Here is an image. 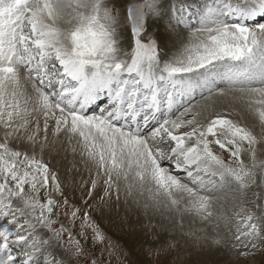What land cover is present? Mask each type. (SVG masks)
<instances>
[{
  "label": "snow or ice",
  "instance_id": "6c2138e0",
  "mask_svg": "<svg viewBox=\"0 0 264 264\" xmlns=\"http://www.w3.org/2000/svg\"><path fill=\"white\" fill-rule=\"evenodd\" d=\"M165 3L0 0V264H123L93 215L121 199L199 220L203 236L182 235L237 261L264 252V0H212L168 63L146 21L167 17L182 39L191 15ZM197 93L207 103H191ZM78 163L81 204L68 195Z\"/></svg>",
  "mask_w": 264,
  "mask_h": 264
},
{
  "label": "rangeland",
  "instance_id": "374dc122",
  "mask_svg": "<svg viewBox=\"0 0 264 264\" xmlns=\"http://www.w3.org/2000/svg\"><path fill=\"white\" fill-rule=\"evenodd\" d=\"M167 1L168 0H166L165 6L168 4ZM208 1L210 2L209 5H211L212 0H208ZM129 2L130 3H140L142 2V0H129ZM176 3L177 2H173L172 4H176ZM204 4H205V7L208 6V4H206L205 2ZM204 9L205 8H200L199 10L192 9V11L196 14L197 19H199V16L197 15V13H200ZM123 16L125 18L124 13H123ZM164 21H165V18L159 21H153L154 27L153 28L147 27V31L157 34L160 37L161 55L165 57L164 62L168 63V62L173 61L176 57H178L181 54L184 46L187 43L183 44L182 39H176L174 33L172 35V38H168L166 29L165 30L162 29V27H167V22H164ZM159 24H161V26ZM167 29L171 30V27L170 28L167 27ZM120 31H123L125 35L130 36L128 32V23L126 22L125 19L122 20V29ZM183 33L185 32L183 31ZM174 42L176 43L174 46H177V44H182V45H180V47H176L178 49H175L174 47H172V44ZM219 107H220V110L224 109V107L222 106H218L217 108ZM224 110L228 111L226 108ZM230 112H232L231 117L237 116L239 119L238 121H241L242 124L251 126V124L253 123V118L250 116H249L250 118H246L245 120V118L241 117L240 114H236L233 111H230ZM207 114L208 113L206 112L205 116ZM255 132L259 133L258 125H257V128L255 129ZM86 168L87 167L83 169V172L88 170ZM93 175H94V172H93ZM80 176L81 177L79 179L75 180V188L72 187L71 180H69V184H68L69 199L74 200V202L77 204L82 203L81 201V194L83 191L82 185L85 181L89 180V173L88 172L83 173V174L81 173ZM102 195H103V184L101 182L98 185L97 190H96V196H95L96 203L100 202L99 197ZM114 199L115 198L113 197V200ZM155 213L156 214H154L153 216H155L158 219V221L156 220L154 221L153 219L152 221L150 216L144 217L143 220L145 221V224L143 226L144 227L143 231L145 233H143L144 235L142 234L143 240H141V242L138 243L137 245L130 246V247L128 245L131 242L128 244L125 243V241L127 240V233H128V231L125 229H130L131 225H124L122 227L123 228L122 230H124V233H123L121 228L118 229L112 222H110L105 217L101 219L99 216V213H94L93 215L99 221V223L101 224V227L105 230V232L111 237V239L120 246L121 248L120 258L123 261V264H188L185 262L186 258H188L186 257V254H185L186 252L184 248L181 247L182 245H181V242H179L180 240L179 241L177 240L180 239L181 236H185L184 238L185 240L192 239L193 237H189V236L181 235V234L185 233V230L187 231L196 230L199 233H201L202 231H200V227L202 229V226L200 225V223L195 224V226L183 225V221H181L183 220V218L175 214L163 212V215H161L157 212ZM170 215L172 216V219L167 218ZM135 220H137L138 222H141L139 217H136ZM191 220L194 221L192 217H191ZM114 223H118L117 219L114 220ZM181 223L183 225L182 229H181ZM176 233L179 234V237L176 236L177 235ZM174 238L175 240H173ZM170 241L176 242L177 246L174 248L169 247ZM194 246L198 247L199 243H194ZM262 258H264V252L256 253L255 256H253L252 258L250 257L247 261L241 259L237 262V259H232V258L230 260H231V263L233 262V264H249L248 262L252 260H253L252 262H256Z\"/></svg>",
  "mask_w": 264,
  "mask_h": 264
},
{
  "label": "bare ground",
  "instance_id": "6f19581e",
  "mask_svg": "<svg viewBox=\"0 0 264 264\" xmlns=\"http://www.w3.org/2000/svg\"><path fill=\"white\" fill-rule=\"evenodd\" d=\"M194 14L195 13L191 9V17L196 18V14L195 15ZM214 100H215V107H216L217 110H220V107L217 108L218 106H222V107H224V109L226 108L228 111H233L236 114H240L241 117L245 118V120H246V118H250L251 117L247 112H245L240 107V105L237 104V105H235L233 107V105L231 104V101L228 98H226V97H215ZM205 114H206V112H205ZM147 129L148 128H145V127L142 126V130L143 131H145ZM53 155H55V154H53ZM61 156H63V153H61ZM69 158H71V157H69ZM45 159L49 160L56 167H60V165H61V160L58 159V158L57 159H53L52 157L46 156ZM76 159H77V161H79L80 157L77 156ZM77 167L79 168L80 171L75 174V177H74L75 180L79 179L81 177L80 176L81 173L82 174L85 173V172H83V169L86 166L83 163H78ZM82 177H84V176H82ZM71 179L72 178L70 177L69 180H71ZM147 196H148V193L145 192L144 193V197H141V199L143 200ZM129 204H131V201H129ZM154 214H156V213L154 211H151V210L148 211L147 214H145V211H144V209L142 207L138 208L134 204L131 207H128V206H126L124 204L123 199H121V202H120L119 206L114 205L113 206V210H112V212L110 214L107 212V210L105 211V216L104 217L106 219H108L110 222H112L118 229L121 228V230L123 229L122 227L124 225H131L130 229H125V230L128 231L127 240L125 239L126 240L125 243L128 244V243L131 242L130 243L131 245L130 244L128 245L130 247V246L137 245L138 243L141 242V240H143L142 234L145 233L143 231V229H144L143 226L145 224V221L143 220L144 217L150 216L151 220L153 219L154 221L155 220L158 221V219L155 216H153ZM136 217H139L141 222H138L137 220H135ZM116 219H117L118 223H114V220H116ZM181 221H183V225L195 226V224L200 223L202 228L204 227V225L199 220H196V222H195V220L192 221L191 220V216H188V215H185L183 217V220H181ZM0 223H2V222H0ZM200 229H201V227H200ZM190 231H195L197 233V235H200V236L204 235V232L199 233L196 230H190ZM122 232L124 233V230H122ZM188 232L189 231L185 230V234L188 233ZM209 234H211L210 228H209ZM176 236L179 237V234H177ZM184 238H185V236H181L180 239H178L177 241L180 240L179 242H181V245H182L181 247L184 248V250L186 252L185 253L186 257H188V258H186V260L184 259L186 263H188V264H233V262L231 263V260H230L231 257H229L224 252V250L222 248H219V249L212 248L211 244H210V241L206 242L204 240H201L199 242V246L196 247V246H194V243H196L194 236L190 240H188V239L185 240ZM173 240H175V238ZM183 241L185 242V244H184ZM252 261H250L248 263L249 264H264V258H262V259H260L259 261H256V262H252Z\"/></svg>",
  "mask_w": 264,
  "mask_h": 264
}]
</instances>
